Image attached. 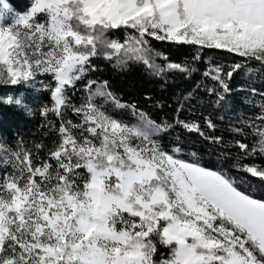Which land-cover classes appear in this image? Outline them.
Returning a JSON list of instances; mask_svg holds the SVG:
<instances>
[{
	"label": "snow or ice",
	"instance_id": "obj_1",
	"mask_svg": "<svg viewBox=\"0 0 264 264\" xmlns=\"http://www.w3.org/2000/svg\"><path fill=\"white\" fill-rule=\"evenodd\" d=\"M152 40L194 46L193 60L204 49L244 58L205 69L219 104L248 62L264 69V0H31L23 12L0 0V86L49 92L41 115L56 133L44 156L42 143L33 151L0 141V264H264V200L242 177L161 142L179 125L227 147L211 134L215 123L205 119L206 134L198 121L179 119L183 104L174 123L157 122L92 78L100 57L157 75L196 71L157 64ZM249 91L260 98L258 113L245 124L250 133L235 129L243 139L234 141L232 167L264 182V91ZM0 102L31 112L23 96ZM248 135L258 138L251 147Z\"/></svg>",
	"mask_w": 264,
	"mask_h": 264
},
{
	"label": "trees",
	"instance_id": "obj_2",
	"mask_svg": "<svg viewBox=\"0 0 264 264\" xmlns=\"http://www.w3.org/2000/svg\"><path fill=\"white\" fill-rule=\"evenodd\" d=\"M9 3L17 11L23 12L29 7L30 0H9ZM123 36L124 33H118L115 38L122 39ZM151 44L157 53L162 54L156 57L157 64L164 66L167 62L188 63L196 71L187 75L175 71H166L163 75H157L142 63H130L126 68H114V61L109 62L100 57L94 61L98 70L92 74V78L107 80L112 90L124 102L136 104L138 109L150 114L157 122L174 123L180 104H183V110L179 112V119L198 121L206 134H209L210 130L204 121L210 118L216 125L215 132L211 134L223 137L227 147L205 140L179 125H175L174 129L164 135L162 144L169 150L174 146L181 147V155L185 159H199L202 166L212 170L223 167L233 176L242 177L246 181L243 188L250 193L264 191V182H259L250 174L237 172L232 167L235 162L233 156L239 151L234 147V141L243 139L235 129L243 128L246 134L251 132L245 124L258 113L260 98L252 95L249 90L255 87L258 91H264V69H261L257 62H248L239 75L234 74L228 81L231 93L227 95L226 100L217 104L216 96L208 91L216 86V82L204 76L205 69L209 63L227 67L241 62L244 58L225 50L204 49L200 53V59L193 60L196 55L194 46L155 40H152ZM163 57H167V61ZM8 88L12 93L11 96H23L31 112L22 107L0 102V141L15 147L16 143L22 140L24 146L33 151L36 150V144L42 143L45 148L41 150L40 155L44 156L56 139L52 126L41 115L42 107L51 105L50 93L39 90V86L27 88L23 85ZM7 96L0 94V101ZM84 98L85 92L81 88L72 95V102L79 105ZM135 117L137 116L131 112H123L121 115L124 120ZM68 118L74 121L76 119L71 112L68 113ZM58 123L57 121L56 126ZM255 140L256 137L248 135L244 142L251 147ZM225 152L229 153L227 157L222 155ZM191 153H196V157H192ZM255 162L262 163L260 159Z\"/></svg>",
	"mask_w": 264,
	"mask_h": 264
},
{
	"label": "rangeland",
	"instance_id": "obj_3",
	"mask_svg": "<svg viewBox=\"0 0 264 264\" xmlns=\"http://www.w3.org/2000/svg\"><path fill=\"white\" fill-rule=\"evenodd\" d=\"M30 3H31V0H30ZM24 86L27 87V88L28 87H32L31 85H24ZM37 86H39V85H37ZM8 87L9 86H0V94L1 95H5V96L12 94L10 91H8V89H9ZM21 92H22V90H21ZM137 120H138V117H135V118H132V119L126 118V121L131 123V124H135L137 122ZM257 139L258 138L256 137V140ZM257 180L259 182H261L260 179L257 178ZM251 194L256 199H261V200L263 199L264 200V191H262L260 193H255V191H252Z\"/></svg>",
	"mask_w": 264,
	"mask_h": 264
}]
</instances>
